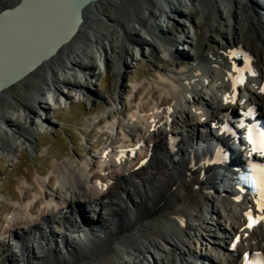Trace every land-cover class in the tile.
Listing matches in <instances>:
<instances>
[{
	"label": "bare ground",
	"instance_id": "obj_1",
	"mask_svg": "<svg viewBox=\"0 0 264 264\" xmlns=\"http://www.w3.org/2000/svg\"><path fill=\"white\" fill-rule=\"evenodd\" d=\"M86 1L25 0L17 11L0 18V86L36 66L0 91V152L35 145L31 137L39 130V124L32 114H36L37 107L44 115L43 121H50L48 113L53 105L45 101L47 92L53 99L59 96L69 99L70 93L62 89L68 87L82 92L85 97L86 85L76 78V73L83 74L87 82L94 72L91 64L94 49L103 52L108 64L111 60L108 46L116 52V42H120V32H123L125 41L120 50L127 51L130 44L142 48L147 45L156 55L157 45L165 48L175 45L173 38L163 39V35L165 30L168 33L174 25H180L174 14L183 17L181 6L196 7L204 3V0L129 1L124 8L128 18H123L112 11H104L110 0L90 1L82 9L83 21L76 34L52 56L37 64L57 47ZM238 1L229 0L225 6L228 8ZM247 1L243 14L249 22L252 37L242 31L232 37L216 26L219 21L216 16L224 17L220 4L223 0H211L212 9L206 14L203 11L208 22L207 31L227 35L226 44L215 52L201 51V28L191 20L195 33L182 38L187 40L196 57L190 60L179 55L185 60H175L176 67H183L186 72L181 73L182 76L169 75L163 79L166 81L165 93L161 91L163 94L159 96L157 92L150 93L152 98L149 97L148 104L144 99L136 104L137 109L133 112L136 119H126L129 136L148 144L146 153L130 154L132 161L126 164L109 157L102 158L100 154L99 174L94 172V157L77 164L68 160L56 162L52 179L65 190H47L41 178L38 184L48 204L43 199L29 204L25 198V206L10 208L9 211L15 214L5 217L8 224L0 228V234L12 233L18 240L12 251L19 250L13 254L21 257L18 264H201L202 259L208 264H227L233 259L238 260L246 248L264 247V220L259 227H246L248 202L245 198L240 202L233 201L238 195L234 187L216 186L221 175L212 162L214 156L210 150L214 140H223L219 133L223 111L233 107L230 101L243 88L242 83L233 86L234 77L241 75L235 67L245 69L242 75L251 95L250 102L260 106L264 114V91L261 90L264 89V15L261 13L264 0ZM20 2L0 0V11ZM239 18L235 13L234 27L239 25ZM96 19L109 29L115 28L117 33L97 30ZM146 35L152 38L148 39ZM235 51L244 54L242 66L235 65L232 55ZM245 63H249L250 68ZM73 75L76 77L71 79ZM204 75L212 81L208 87L210 93L203 92ZM226 96L228 102H225ZM205 115L214 131L204 124ZM168 116L172 117L173 123H178L176 128L182 127L187 133L177 144V152L169 143L170 130L164 121ZM125 138L123 135L119 148L125 147ZM114 189L118 195L114 194ZM88 205L92 206L98 221L93 215L88 216L91 211L87 209ZM250 207L260 214L254 205ZM71 211L74 215L77 213L75 220L79 226L67 221ZM208 215L212 217L211 222ZM90 217L96 225L89 226L87 232L80 231L89 224ZM53 223L63 226L65 233H57ZM216 229L225 230L226 236L231 237L235 232L243 233L238 253L228 252L232 238L228 242L215 237ZM204 232L211 237L209 253L199 251L206 246ZM55 234L64 236V246L53 241ZM29 252L35 260L30 259Z\"/></svg>",
	"mask_w": 264,
	"mask_h": 264
},
{
	"label": "rangeland",
	"instance_id": "obj_2",
	"mask_svg": "<svg viewBox=\"0 0 264 264\" xmlns=\"http://www.w3.org/2000/svg\"><path fill=\"white\" fill-rule=\"evenodd\" d=\"M129 1L133 2L135 0H124L119 3L110 0L104 7V11H112L118 16L128 18V15L124 14V8ZM219 1L221 2V0ZM227 1L229 2V0ZM227 1L223 0L225 3H220L224 17L221 19L219 15L216 16L219 19L215 23L216 26L227 31V34L232 37L238 36L239 34H236V32L240 31L248 37H252L249 22L243 14V7L248 1L239 0L240 2L232 3L230 4L231 7L229 6L230 8H226L225 4ZM256 1L259 2L260 0ZM212 7L211 0H204L203 5L197 4L196 7L181 6L183 17L174 14L176 21H180V25H174L168 33L165 30L163 35L165 37L162 36L163 39L173 38V40H176V38L179 39L188 33L194 35L195 32L192 25L194 20L201 28V51L205 49V51H217L226 44L227 35H219L217 32L207 31L208 22L204 18L203 11L206 14ZM235 13L240 17L239 25H236V27H234ZM95 23L97 30L106 29V31L108 30L107 32L117 33L115 28L109 29L99 19H96ZM120 35V42H116V50L118 52H113L108 46V52L109 54L111 53V60L108 64L104 59L103 52L101 54L94 49V58L91 59L94 72L88 76L87 82L80 72L76 73L77 77L75 75L70 77L71 79L76 77L86 85L87 91L85 92V97L83 96V100L80 99L81 94L79 91L70 90L68 87H62V89L66 93H70L71 97L69 99L61 96L58 99H53L50 98V94L47 92L45 101L53 105V108L48 113L50 121H43L42 117L44 115L41 109L37 107H35L36 114H32L36 124H39V130L34 133V137H31L35 145H24L17 150H11L12 152L8 150L0 152V228L7 226L8 223L5 221L7 215L12 217L15 214V212L9 211L12 206L20 208L22 205L25 206L26 203H33L38 199H43L48 204V200L45 199L44 192L38 184L41 178L44 179L46 183L44 188L47 190H54V192L58 188L65 190L62 185L59 186L58 181L52 179L55 174L54 166L56 162L68 160L71 164L81 163L82 160L86 161L85 159H89L91 155L96 156V146H100V144L103 146L104 143L110 145L111 140L118 141L120 136L115 135L110 126L113 122L116 123L124 118L125 109L130 108L137 102L142 103L143 99L146 104L149 103L151 100L149 97L152 98L151 94L154 92H157L158 96L162 95V92L165 93L166 90H163L165 89L166 81L164 82V80L169 75H183L181 73L184 72V69L176 67L175 60H185L179 55L190 57V54L180 49L181 44L178 45V49L176 48V52L172 55L161 44L157 45L158 52L156 55L152 53L151 48L147 45L142 48L130 44L128 46L129 49L127 48V51H124V48L123 50L119 48L125 41L123 32H120ZM146 37L148 39L152 38L150 35H146ZM123 62L126 63L124 64ZM245 64L250 68L249 63ZM7 116L11 118L10 115ZM107 134L110 136L109 140L107 139ZM174 158L177 157L175 156ZM94 160H97V164H94L96 167L93 166L96 169L94 172L99 174L98 171L100 169H97L99 168L98 161L101 158L98 156ZM113 192L118 195L117 190L114 189ZM25 198L29 202L24 203ZM87 209L90 211L92 206L88 205ZM36 211H39V208H36ZM9 212L11 215L7 214ZM75 215L77 216V213ZM88 215H93V219L98 221L92 210ZM75 217L73 216L67 221L78 225L79 223L75 220ZM211 218L208 215V221L211 222ZM55 226L56 223H53V227ZM80 230L82 229L80 228ZM214 232L215 237L222 240L229 237L228 240H230L231 235L228 234L226 236L225 230H214ZM55 235L57 239L53 238V241L57 242L58 245H63L64 236ZM204 236V243H206L207 247L205 246L199 251L204 253L208 251L209 253L211 237L206 235V232H204ZM16 256L18 257L19 255ZM17 257L9 256L1 250L0 264H18L19 260L17 261ZM19 258L21 259L20 256Z\"/></svg>",
	"mask_w": 264,
	"mask_h": 264
},
{
	"label": "snow or ice",
	"instance_id": "obj_3",
	"mask_svg": "<svg viewBox=\"0 0 264 264\" xmlns=\"http://www.w3.org/2000/svg\"><path fill=\"white\" fill-rule=\"evenodd\" d=\"M232 55L235 56V55H237V53L233 52ZM234 67H235V65H234ZM235 71L237 73H241V75L234 77V85H233L234 87H235V84L244 82V78H243L242 73L245 71V69L240 68V67H235ZM261 90L264 91V89H261ZM228 101H229V97L226 96L225 102H228ZM232 102L234 103L235 101L233 100ZM251 181H252V184L256 188L257 193H258V198L256 200V204H257V207L260 211V215L253 218V214H252L251 209L246 213V215L248 216V219H249V223L247 225L249 228H251L254 223H256L260 220H264V168L259 169L258 172L253 174L251 177ZM256 255H257L258 259L255 261H251V260H248L247 254H245V264H264V254L257 253Z\"/></svg>",
	"mask_w": 264,
	"mask_h": 264
},
{
	"label": "water",
	"instance_id": "obj_4",
	"mask_svg": "<svg viewBox=\"0 0 264 264\" xmlns=\"http://www.w3.org/2000/svg\"><path fill=\"white\" fill-rule=\"evenodd\" d=\"M25 0H21V2L13 7L10 8H6L2 11H0V18H2L3 16L10 14L11 12H15L19 9V7L23 4ZM93 0H87L85 3H83L78 12L76 17L73 19L72 23L70 24L67 33L64 35V37L60 40L59 44L57 45V47L52 50L48 56L43 57L41 60H39V63H41L44 59L52 56L55 52L56 49H58L61 45H63L64 43L68 42L73 36L74 34H76V32L78 31L79 25L82 23L83 21V17H82V9L90 2ZM36 66H32L30 69H28L25 72H21L19 74H17L16 76H14L13 78L9 79L7 82H5L2 86H0V91H2L5 87H8L14 83H16L17 81H19L22 77H24L27 73L31 72Z\"/></svg>",
	"mask_w": 264,
	"mask_h": 264
}]
</instances>
